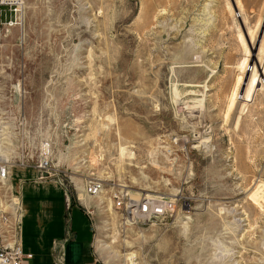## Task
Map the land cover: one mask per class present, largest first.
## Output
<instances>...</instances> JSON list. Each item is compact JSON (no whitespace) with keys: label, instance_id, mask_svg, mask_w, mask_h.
<instances>
[{"label":"rangeland","instance_id":"rangeland-1","mask_svg":"<svg viewBox=\"0 0 264 264\" xmlns=\"http://www.w3.org/2000/svg\"><path fill=\"white\" fill-rule=\"evenodd\" d=\"M7 13L0 159L14 191L38 175L18 164L49 142L48 181L88 206L107 264H264V0H23ZM114 191L177 197L178 214L127 222Z\"/></svg>","mask_w":264,"mask_h":264},{"label":"built area","instance_id":"built-area-1","mask_svg":"<svg viewBox=\"0 0 264 264\" xmlns=\"http://www.w3.org/2000/svg\"><path fill=\"white\" fill-rule=\"evenodd\" d=\"M22 5L23 0H0V25L3 24L2 19L7 16L8 11L13 10L16 14H20ZM10 23L13 24L12 22ZM51 155L50 143L45 142L41 146L39 161L30 162L24 160L18 165L21 168L32 169L37 172L38 175L36 180H33L34 182L53 180L55 173H53L50 163ZM13 168L14 165L8 159H0V189H3L0 190V264H26L33 256L31 253L23 251L21 236L24 216L21 192L26 180H21L17 186V190L14 191L13 185H11ZM61 185L63 186L64 184L61 183ZM104 188L105 184L103 181L91 179L87 180L84 190L89 198H97L104 193ZM65 194L67 209L69 211L71 209L69 191L65 190ZM4 199L6 200L4 201ZM112 200L116 204L117 210L122 211V217L127 222L143 223L160 219L165 220L177 216L178 203L180 202V199L177 197L170 198L167 196H156V198L144 197L140 200H135L122 191H114L112 193ZM86 209L88 210V206H86ZM69 229H67L63 241H59L56 244V247H59L61 251L56 255V260L53 264H63V245L72 236Z\"/></svg>","mask_w":264,"mask_h":264},{"label":"crops","instance_id":"crops-1","mask_svg":"<svg viewBox=\"0 0 264 264\" xmlns=\"http://www.w3.org/2000/svg\"><path fill=\"white\" fill-rule=\"evenodd\" d=\"M22 191L23 251L33 255L26 264H53L61 251L56 244L69 228L72 236L64 240L63 264H107L91 250L93 224L84 202L78 201L68 211L65 189L56 181L26 179Z\"/></svg>","mask_w":264,"mask_h":264},{"label":"bare ground","instance_id":"bare-ground-1","mask_svg":"<svg viewBox=\"0 0 264 264\" xmlns=\"http://www.w3.org/2000/svg\"><path fill=\"white\" fill-rule=\"evenodd\" d=\"M236 7L237 8H239V5L238 4H236ZM242 41H243V39H242ZM248 60H247V58H245V60L243 61V63L241 64V66H240V68H241V70L242 69H245L248 65ZM261 76H262V73H261ZM240 77V76H239ZM243 76L242 77H240V79H241V83H242V80H243ZM239 79V80H240ZM259 80H260V78H258V75H257V73L256 74H254L252 77H251V79H250V83H249V87H248V89H247V92H246V94L244 95V89L242 88V97H241V100H245V101H251L252 100V98L254 97V95L256 94V92H257V89H258V87H259ZM244 81V80H243ZM239 83V82H238ZM243 84H244V82H243ZM237 88V87H236ZM234 89V88H233ZM236 90V89H235ZM246 98H245V97ZM237 97H238V93L236 92L234 95H233V97H232V100H231V107H233L234 105H235V101H236V99H237ZM239 98V97H238ZM246 103V102H245ZM231 109V108H230ZM79 195V194H78ZM145 197H147V196H145ZM138 198V197H137ZM144 198V197H143ZM147 198H151L150 196H148ZM152 198H154V197H152ZM156 198V197H155ZM141 199V198H140ZM139 199V200H140Z\"/></svg>","mask_w":264,"mask_h":264}]
</instances>
